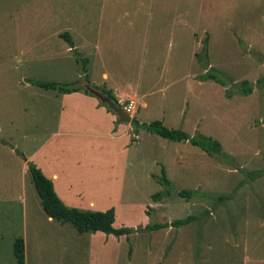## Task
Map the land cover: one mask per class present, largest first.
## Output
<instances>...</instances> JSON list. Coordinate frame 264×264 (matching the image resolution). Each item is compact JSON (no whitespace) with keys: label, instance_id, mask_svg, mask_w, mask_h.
Here are the masks:
<instances>
[{"label":"rangeland","instance_id":"374dc122","mask_svg":"<svg viewBox=\"0 0 264 264\" xmlns=\"http://www.w3.org/2000/svg\"><path fill=\"white\" fill-rule=\"evenodd\" d=\"M203 63L230 76V97L222 84L199 80ZM104 72L144 81L148 109L135 115L140 122L159 119L192 136L210 135L226 154L144 128L119 158L100 146L81 152L83 140L72 138L63 177L77 191L75 203L114 207L118 227L199 216L180 227L133 231L129 239L103 233L114 240V259L97 232L47 215L29 171L30 162L39 166L26 167L27 155L59 132L69 94L33 81L85 93L87 86L104 89ZM245 79L254 87L248 95L238 91ZM163 166L173 194L155 202ZM182 189L202 195L182 197ZM221 194L232 196L218 202ZM18 237L25 264H264V0H0V264H18Z\"/></svg>","mask_w":264,"mask_h":264},{"label":"crops","instance_id":"0c3cea01","mask_svg":"<svg viewBox=\"0 0 264 264\" xmlns=\"http://www.w3.org/2000/svg\"><path fill=\"white\" fill-rule=\"evenodd\" d=\"M197 83H199V86L203 85L202 82ZM143 84L144 81L135 82L133 78L119 75L110 76L107 72L102 74V81L98 83L104 89L111 90L119 101L125 100L127 103L131 100L133 102L134 109L130 113L132 118H137L136 116L140 115L142 109H148V91L143 90V87H141ZM94 88L102 91L101 88ZM64 97L66 104L64 105L63 115L65 118L59 123V132L53 135L55 137L49 139L35 152L27 153L29 155H27L26 167H28V161H35L39 168L44 171V174L53 181L56 192L65 204L92 210H107L111 207L108 205L98 206L97 202L93 200L87 203H75L73 201L77 191L73 188L72 182L63 177L65 171L68 170V157L66 155L74 147L71 146V139L79 137L83 140L85 146H79V148L82 147L81 152L86 151V146L89 148H92L91 146H100L109 152L115 153L119 158L122 154H127L128 156L130 146L136 142V139H140L139 134L141 133L137 134L135 132L131 122L124 123L118 120L119 122L115 123L116 116L108 112L106 108L101 107L94 95L76 91L75 93L70 92L69 94H65ZM68 112L72 114H68ZM138 120L141 121V118ZM72 128L74 131H71ZM127 156L118 162L122 166L121 170L124 171L121 175L122 179L126 175ZM61 178L64 180V185L63 187H58L62 185L59 180ZM166 190L167 188L164 187L163 191ZM115 211L116 219L114 226L118 227L116 225L118 211L116 209ZM147 219V214L143 212V224L148 222L146 221ZM121 226L125 225L122 224ZM97 233L96 235L102 237L101 248L106 250L104 254L107 259H110V257L114 259L115 255L109 249V245L114 243V240L110 242L109 238L111 237L110 235L103 234L105 232ZM120 237L126 236L122 235Z\"/></svg>","mask_w":264,"mask_h":264},{"label":"trees","instance_id":"16d2710c","mask_svg":"<svg viewBox=\"0 0 264 264\" xmlns=\"http://www.w3.org/2000/svg\"><path fill=\"white\" fill-rule=\"evenodd\" d=\"M64 39H66L74 50V40L71 35L67 32L62 33L61 35ZM205 56H207V42L204 43L203 48ZM202 54H197V57L201 58ZM84 67H86L87 60L84 59ZM205 69H207L208 64L203 63ZM227 77L230 79L225 72L218 70L215 67L207 69V71L199 76L200 81L212 80L218 82L226 87V95L230 97L232 92L229 89L231 87L228 85L226 79ZM33 84L38 85L39 87L45 89L58 90L59 92L70 93L74 91H79L81 88L71 85V84H61L55 81H33ZM239 86V93L248 95L253 92L254 87L248 80H243ZM102 91L112 97L119 105L125 106L123 103L119 101V99L113 94V92L109 89H102ZM85 93L93 95L90 90L86 87ZM132 125L135 128V132L138 133L140 128H144L145 130L158 134L162 137H165L174 141H189L192 145H196L207 152L209 155H222L226 156L223 151V146L221 142L212 136L205 134H197L190 135L183 129L180 128H171L164 124L162 120L156 119L149 123H141L137 118L133 117L131 121ZM135 139V138H134ZM30 162V161H29ZM28 162V163H29ZM29 171L31 172L32 179L34 181V185L38 192V195L41 198V204L44 211L47 213L49 217L53 219L59 220L63 223H69L74 226L79 232H97L102 231L106 234H114L117 236L125 235L127 239H129V235L133 231H141V232H150L155 230H160L169 226L180 227L182 225H186L190 223L192 220L198 218L199 216L195 214L188 215L183 218H177L170 222H152L148 223L145 226H139L136 228H132L129 226H121L115 227L114 222L116 219V211L114 207H111L107 210H92V209H81L78 207H72L63 202L60 198L56 189L54 187L53 181L47 177L43 171L34 165L32 162L29 163ZM159 182L167 188L166 191H158L152 195V198L155 202H159L166 196H171L173 194L172 191V181L167 176V172L165 167H162V174L158 177ZM178 194L182 197L191 198L192 196H201V192L197 189H182L178 192ZM232 194H221L217 197L218 202H222L224 200H229ZM132 250L129 251V258L132 256ZM14 253L17 258L18 264H25V241L22 237H18L14 243Z\"/></svg>","mask_w":264,"mask_h":264},{"label":"water","instance_id":"95a60500","mask_svg":"<svg viewBox=\"0 0 264 264\" xmlns=\"http://www.w3.org/2000/svg\"><path fill=\"white\" fill-rule=\"evenodd\" d=\"M87 88L117 114L120 122L129 123L132 121V115L125 110L124 106L113 100L110 95L94 87L87 86Z\"/></svg>","mask_w":264,"mask_h":264},{"label":"built area","instance_id":"2783aa9c","mask_svg":"<svg viewBox=\"0 0 264 264\" xmlns=\"http://www.w3.org/2000/svg\"><path fill=\"white\" fill-rule=\"evenodd\" d=\"M121 102V101H120ZM121 103H123V102H121ZM124 104V103H123ZM125 106H124V108H125V110L128 112V113H131L132 111H133V109H134V104H133V102L130 100L129 102H127L126 104H124Z\"/></svg>","mask_w":264,"mask_h":264}]
</instances>
